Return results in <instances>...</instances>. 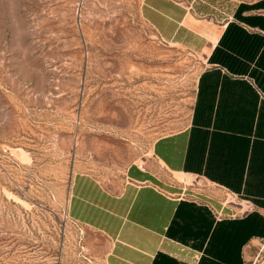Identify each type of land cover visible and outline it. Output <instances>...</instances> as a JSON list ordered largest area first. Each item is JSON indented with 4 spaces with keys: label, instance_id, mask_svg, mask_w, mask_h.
<instances>
[{
    "label": "rangeland",
    "instance_id": "rangeland-1",
    "mask_svg": "<svg viewBox=\"0 0 264 264\" xmlns=\"http://www.w3.org/2000/svg\"><path fill=\"white\" fill-rule=\"evenodd\" d=\"M141 1L0 0V264H102L67 216L70 176L111 180L186 125L198 60Z\"/></svg>",
    "mask_w": 264,
    "mask_h": 264
},
{
    "label": "crops",
    "instance_id": "crops-1",
    "mask_svg": "<svg viewBox=\"0 0 264 264\" xmlns=\"http://www.w3.org/2000/svg\"><path fill=\"white\" fill-rule=\"evenodd\" d=\"M162 43L198 60L187 123L103 180L69 178L70 220L102 264H264V0H142Z\"/></svg>",
    "mask_w": 264,
    "mask_h": 264
}]
</instances>
